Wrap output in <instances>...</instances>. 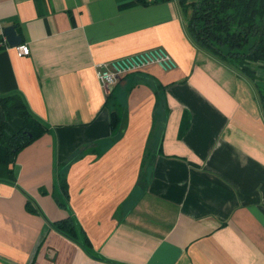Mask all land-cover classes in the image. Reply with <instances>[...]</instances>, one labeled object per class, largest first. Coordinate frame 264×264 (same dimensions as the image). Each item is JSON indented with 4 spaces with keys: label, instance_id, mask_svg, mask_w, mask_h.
I'll list each match as a JSON object with an SVG mask.
<instances>
[{
    "label": "crops",
    "instance_id": "0c3cea01",
    "mask_svg": "<svg viewBox=\"0 0 264 264\" xmlns=\"http://www.w3.org/2000/svg\"><path fill=\"white\" fill-rule=\"evenodd\" d=\"M7 26L29 54L0 42V96L46 130L0 182V264H264V64L195 44L179 0H0ZM153 48L175 67L104 91L98 63Z\"/></svg>",
    "mask_w": 264,
    "mask_h": 264
},
{
    "label": "trees",
    "instance_id": "16d2710c",
    "mask_svg": "<svg viewBox=\"0 0 264 264\" xmlns=\"http://www.w3.org/2000/svg\"><path fill=\"white\" fill-rule=\"evenodd\" d=\"M179 3L195 44L232 64L248 78L258 79L254 65L264 64V0H179ZM257 91L264 109V85ZM0 109L3 112L0 119V182H8L17 153L46 129L18 93L0 96ZM117 122L116 113L112 112L109 116L111 130ZM61 189L67 195L64 183H61ZM26 208L36 212L29 200ZM52 225L64 235L77 239L78 229L71 217ZM80 242L89 246L84 237Z\"/></svg>",
    "mask_w": 264,
    "mask_h": 264
},
{
    "label": "built area",
    "instance_id": "2783aa9c",
    "mask_svg": "<svg viewBox=\"0 0 264 264\" xmlns=\"http://www.w3.org/2000/svg\"><path fill=\"white\" fill-rule=\"evenodd\" d=\"M0 41L2 45L8 46L6 38ZM19 56L29 54L26 43L14 46ZM150 66H157L162 70H170L175 67L171 56L161 48H153L131 55H126L111 61L98 63L95 67L96 78L105 92H109L119 79L130 73L138 72Z\"/></svg>",
    "mask_w": 264,
    "mask_h": 264
},
{
    "label": "water",
    "instance_id": "95a60500",
    "mask_svg": "<svg viewBox=\"0 0 264 264\" xmlns=\"http://www.w3.org/2000/svg\"><path fill=\"white\" fill-rule=\"evenodd\" d=\"M264 23V19H263ZM3 35L6 37V41L10 46H16L21 43V37L16 34L13 26H7L3 29Z\"/></svg>",
    "mask_w": 264,
    "mask_h": 264
},
{
    "label": "rangeland",
    "instance_id": "374dc122",
    "mask_svg": "<svg viewBox=\"0 0 264 264\" xmlns=\"http://www.w3.org/2000/svg\"><path fill=\"white\" fill-rule=\"evenodd\" d=\"M255 65H256V64H255ZM255 65H254V66H255Z\"/></svg>",
    "mask_w": 264,
    "mask_h": 264
}]
</instances>
